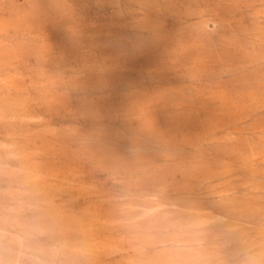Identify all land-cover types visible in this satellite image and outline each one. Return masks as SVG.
<instances>
[{
	"label": "rangeland",
	"instance_id": "obj_1",
	"mask_svg": "<svg viewBox=\"0 0 264 264\" xmlns=\"http://www.w3.org/2000/svg\"><path fill=\"white\" fill-rule=\"evenodd\" d=\"M0 264H264V0H0Z\"/></svg>",
	"mask_w": 264,
	"mask_h": 264
}]
</instances>
